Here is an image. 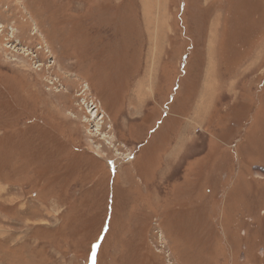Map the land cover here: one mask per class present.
<instances>
[{"label":"rangeland","instance_id":"obj_1","mask_svg":"<svg viewBox=\"0 0 264 264\" xmlns=\"http://www.w3.org/2000/svg\"><path fill=\"white\" fill-rule=\"evenodd\" d=\"M257 166L264 0H0V264H264Z\"/></svg>","mask_w":264,"mask_h":264},{"label":"crops","instance_id":"obj_2","mask_svg":"<svg viewBox=\"0 0 264 264\" xmlns=\"http://www.w3.org/2000/svg\"><path fill=\"white\" fill-rule=\"evenodd\" d=\"M188 97V96H187ZM172 103H170L171 105H170V107H169V104H167L166 105V107H167V115L168 116H172V119H175V120H179V119H181L182 121H183V123H184V119H183V116H187V112L188 111H190L189 110V107H188V103L190 104V101L187 99L186 101H185V99L183 98V93H181V96L179 97V100H178V102L176 101V102H173V100L171 101ZM172 107H173V109H172ZM178 116V117H177ZM190 123V122H189ZM161 125V124H160ZM167 127L166 128H164V129H161L159 132H158V129H156V140H155V142H158L159 141V137L163 134V136H162V139L164 138H166V134H167ZM162 131H163V133H162ZM175 133L176 132H174V133H171L173 136H171V138H170V140H172L173 139V137H174V135H175ZM181 133H182V130H181V132L178 134V135H180V142H178L177 144H176V146L174 145L173 147H171L170 149V152L173 150L174 152V154L173 155H176V154H182V152H181V150H182V144H183V138H184V136H183V134H182V139H181ZM178 137V136H177ZM152 138V137H151ZM165 141V140H164ZM193 141V140H192ZM163 143V142H162ZM167 142H164L163 144H166ZM169 147V146H168ZM148 152H150L151 154H154V155H161V151H160V149L159 148H154V146H153V148L152 149H148ZM170 154L171 153H168V154H166V156H170ZM172 155V156H173ZM165 156V157H166ZM171 156V157H172ZM146 178H149V175H147V177ZM157 178H155L154 180H156Z\"/></svg>","mask_w":264,"mask_h":264},{"label":"trees","instance_id":"obj_3","mask_svg":"<svg viewBox=\"0 0 264 264\" xmlns=\"http://www.w3.org/2000/svg\"><path fill=\"white\" fill-rule=\"evenodd\" d=\"M133 60H135V59H133ZM186 92V91H185ZM184 94V93H183ZM181 94H179L178 95V97L180 96ZM177 101V98L175 99V101H174V99H173V102H176ZM143 164H144V162H142ZM142 168H143V170H144V173H145V176L147 177V175H148V168L146 167V165L144 164L143 166H142Z\"/></svg>","mask_w":264,"mask_h":264},{"label":"water","instance_id":"obj_4","mask_svg":"<svg viewBox=\"0 0 264 264\" xmlns=\"http://www.w3.org/2000/svg\"><path fill=\"white\" fill-rule=\"evenodd\" d=\"M256 170H258V171L264 173V167L257 166V167H255V171H256Z\"/></svg>","mask_w":264,"mask_h":264}]
</instances>
